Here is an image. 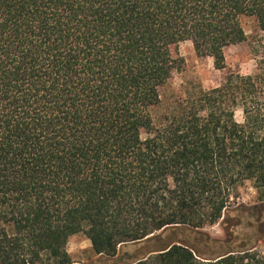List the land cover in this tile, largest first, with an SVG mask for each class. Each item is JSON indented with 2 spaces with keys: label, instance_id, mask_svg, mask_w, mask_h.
<instances>
[{
  "label": "trees",
  "instance_id": "obj_1",
  "mask_svg": "<svg viewBox=\"0 0 264 264\" xmlns=\"http://www.w3.org/2000/svg\"><path fill=\"white\" fill-rule=\"evenodd\" d=\"M244 17L264 39V0H0V264H72L79 231L96 264H264L235 201L264 193V42L251 73L223 54ZM183 41L223 72L163 101Z\"/></svg>",
  "mask_w": 264,
  "mask_h": 264
},
{
  "label": "rangeland",
  "instance_id": "obj_2",
  "mask_svg": "<svg viewBox=\"0 0 264 264\" xmlns=\"http://www.w3.org/2000/svg\"><path fill=\"white\" fill-rule=\"evenodd\" d=\"M242 25L246 38L244 41L229 45L224 48V61L226 69L237 70L242 74L251 73L255 68V59L253 58L252 47L263 44L264 39L259 30L256 21L251 17L242 18ZM177 53L182 57V68L174 72L169 83L163 88V101L172 99V94H184L185 91H191L199 87H210L215 85L223 71L214 68L212 58L202 56L196 53L191 42L183 41L177 47ZM235 118L240 120L241 113L235 111ZM261 195V197H260ZM262 198L263 200H259ZM236 202L243 204L246 208L240 224V240L250 241V245L255 244L253 249L264 251V207L260 209H250L253 204L264 201V193L257 192L249 182L242 185L238 190ZM211 237L223 238L224 231L220 220L204 229ZM158 233V232H156ZM257 234L262 239L256 243L253 242V236ZM148 243L144 240L139 242H128L118 246L117 254L109 257L107 262L111 263L113 259L126 251L134 253L137 250L145 252L149 249ZM67 252L71 257L72 264H96L98 255H95L90 247V241L83 231L76 232L69 236L66 244ZM135 258V257H134Z\"/></svg>",
  "mask_w": 264,
  "mask_h": 264
}]
</instances>
